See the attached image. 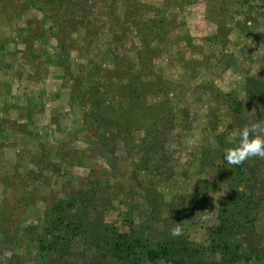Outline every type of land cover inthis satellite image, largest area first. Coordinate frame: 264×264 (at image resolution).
I'll list each match as a JSON object with an SVG mask.
<instances>
[{
    "label": "rangeland",
    "instance_id": "rangeland-1",
    "mask_svg": "<svg viewBox=\"0 0 264 264\" xmlns=\"http://www.w3.org/2000/svg\"><path fill=\"white\" fill-rule=\"evenodd\" d=\"M30 1L0 0V178L7 179L17 168L21 172L16 174L20 175L17 179L24 177L19 184H23L25 195L36 202L26 209L20 224L25 227L42 220L50 193L58 191L63 195L73 186L86 190L95 183L102 184L110 198L105 223L120 232L129 231L123 225V214L131 212L135 231L141 227L160 230L150 238L152 244L161 242L163 230L172 235V230L179 227L184 241L192 248L210 245L208 228L219 223L220 204L228 194V185L217 173L224 163L216 160L214 167L208 169L200 164L199 153L204 147L215 152V138L221 133L226 140L238 139L236 134L248 119V123H253L261 117L250 106L247 121L243 120L245 112L235 120L211 96L217 90L246 104L244 89L249 78H264V7L259 0L244 6L238 4L241 0H32L42 6L40 10L31 8ZM25 2L29 3L27 7ZM22 5L25 9L19 15ZM158 19H165L161 27L157 26ZM58 25L64 30L62 34L70 35L59 36L62 43L69 44L65 53L52 37ZM49 31L52 36H48ZM215 36L218 45H213ZM24 41L31 46L30 54H24ZM151 54L152 76L172 82L180 98L177 101L174 93L170 94L172 112L186 114V118L183 126L180 119L173 118L165 131L168 123L156 117V126L150 127L154 118L147 107L155 106L157 115L164 95L159 92L136 102L138 106L147 105L144 109L149 118L148 129L143 132L150 136L160 134L159 153L148 155L146 171L138 172L136 161L142 154L132 147L140 143L142 135L119 138L113 157L105 152L94 153L84 140V113L88 107L79 105L76 95L88 86L99 85V96L106 92L108 102L126 107L127 99L120 100L119 94L126 93L132 101L139 98L132 93L135 85L127 79L138 76L143 68L140 59ZM186 61L194 67L200 63L197 71H183L180 66ZM91 66L106 72H114L120 66L118 75L127 69L128 78L113 80L104 88L101 79H89ZM151 80L149 74L140 78L141 82ZM210 84L213 89H207ZM45 146L51 150L40 172L28 162ZM58 150L70 155L74 163L61 164L56 156ZM167 154L172 174L159 178L156 170L160 162L167 163L162 158ZM260 160L264 163V158ZM27 163L38 176L31 182L26 178ZM152 182L154 191L149 197L145 189ZM10 193L0 184V208ZM191 198L195 206L189 208L186 204ZM151 202L159 205L158 212H152ZM11 205L9 201L8 207ZM155 215L163 220L153 221ZM163 221L168 228H162ZM262 224L255 226L261 244L252 247L261 253L264 221ZM15 233L9 244L0 247V264H35V248L24 240L22 231L17 229ZM247 248L246 245L243 249ZM203 253L206 259L211 255V259L219 257L209 250ZM12 256L20 260L15 262ZM141 264L148 263L143 260Z\"/></svg>",
    "mask_w": 264,
    "mask_h": 264
},
{
    "label": "trees",
    "instance_id": "trees-1",
    "mask_svg": "<svg viewBox=\"0 0 264 264\" xmlns=\"http://www.w3.org/2000/svg\"><path fill=\"white\" fill-rule=\"evenodd\" d=\"M181 1L174 0L176 3ZM249 1L253 0H241V3L238 4L248 5ZM29 3L31 8L43 9L42 6H37L32 0ZM259 3L264 7V0H259ZM25 4L27 7L28 4L26 2ZM25 7L22 5V9L18 11L19 15L22 14ZM230 8L233 9L232 6ZM156 23L157 26L161 27L165 23V19H158ZM237 24L239 23H233V26H237ZM243 24L248 29L246 21ZM239 30L243 32L242 28ZM63 31L58 25L53 36L50 31L48 36L57 39L61 52L65 53L69 44L62 43L59 36L69 37L70 35H67L69 32L62 34ZM217 38V36L212 38L213 45L219 44ZM24 43H26L24 54H30L32 51L30 44L27 41ZM140 60L143 68L139 67L141 71L138 72V76L132 80L127 79L135 85L132 87V93L139 98L132 101L126 93L119 94L120 100L127 99L126 107H122L121 103L108 102V93L106 92H101L99 96L96 93L99 85L88 86L83 93L76 95V102L81 106L88 107L87 112L84 113L86 121L84 140L89 145L88 149L94 153L105 152L113 157L115 155L114 144L119 138L128 137L132 139V135L135 133L142 135L140 143H135L132 147L134 152L142 154L136 161L138 172L146 171L149 161L148 155L159 153L160 134L156 132L150 136L148 132H143L148 129L147 121L149 118L144 109L147 105L145 103L138 106L136 102L147 98V96L157 95L159 92L164 95V101L158 106L157 115L155 106L148 105L147 107L154 118L150 127L156 126V117H159L157 120L163 122L166 120L168 123L169 126H166L165 131L172 125L173 118L175 120L176 118L180 119L182 126L185 124L186 118V114L182 116V113L177 115L172 112L174 103L170 94L174 93L177 101L180 100L178 92L174 91L172 82H165L161 78L152 76L151 69L154 60L152 54ZM186 62L180 67L187 72L197 71L196 68L200 65V63H196L194 67L188 61ZM119 68L121 67L119 66ZM119 68H116L114 72H106L105 70H96L95 66H91L88 70V77L89 79L95 77L101 79V86L106 88L111 85L113 80H126L128 78L125 75L128 73L127 69L125 72H121L123 75H118L121 71ZM98 73L100 74L98 75ZM146 74L151 75L152 80L141 82L140 78ZM209 88L213 89L212 84L208 85L207 89ZM245 88L246 104L239 103L234 97L222 94L217 90L211 96L218 104L224 105L227 114L233 115L235 120L239 118V114L245 112L246 115L243 120L247 121L246 111L250 106L259 111L258 115L261 116L258 119L252 118L257 121L264 120V78H249L248 86ZM140 106L142 107L139 108ZM255 119L252 120L253 123ZM243 120L240 119L239 121ZM248 122L251 121L248 119ZM248 122L246 124H249ZM112 129L115 130V133L110 132ZM236 140V138L226 140L224 134L221 133L215 138V152L212 151L211 147H204L205 149L199 153L200 164L208 169L214 167L213 162L216 160L224 163L221 169H217V173L228 185V194L221 200L220 204L219 223L215 227L208 228L207 236L210 245H204L201 249L192 248L188 242L184 241L185 238L182 235L175 237L165 230L161 232L162 234L160 233L161 242L152 244L150 238L157 236L160 230L141 227L135 231L131 212L123 214V225H126L129 231L120 232L117 227L105 223L104 213L110 208V198L104 193L106 188H103L102 184L95 183L86 190H78V186H73L71 191L63 195L58 191L50 193L42 210V220L28 223L23 227L20 224L23 220L21 216L24 215L29 206L35 205L36 202L25 195L23 184H19L24 177L21 176L20 180L17 179L20 175L16 174L21 172L16 168L17 172L15 170L14 174L7 179L6 177L0 178V184L5 186L7 190H11L10 195L2 201L0 208V247L9 244L12 238L16 236V230L19 229L22 231L24 240L29 242L28 245L33 246L36 250V254L33 255L35 264H141L143 260L148 264H264V252L261 253V251L252 248L256 244H261V235H258L255 226L264 221V163L256 157L252 158L251 161H245L239 167L228 165L223 159V150L233 147ZM50 150L45 146L43 152L31 156L28 163L36 165L41 172L48 161ZM56 156L60 157L61 164L74 163L69 157L70 155L59 150L56 152ZM162 158L167 163L160 162L156 171L159 178L164 176L166 178L172 174L171 168L168 166L171 159H169L168 154ZM28 163L25 166L26 178L31 182L38 176L34 175ZM202 185L209 188L211 186V184ZM153 186L154 182L145 189L146 195L149 197L154 191ZM9 201L12 202L10 208L8 207ZM194 203L195 200L191 198L186 205L191 208L195 206ZM165 207L169 208L166 205ZM158 209L159 205H153L151 202L152 212L156 213ZM152 220L161 222L163 219L155 215ZM170 221L173 222V219ZM162 228H168L166 222ZM246 245L248 248L245 250L243 248ZM207 250L213 255H219V257L211 259V255L209 256L210 259L204 258L203 251ZM12 258L15 262L20 260L19 257L12 256Z\"/></svg>",
    "mask_w": 264,
    "mask_h": 264
},
{
    "label": "clouds",
    "instance_id": "clouds-1",
    "mask_svg": "<svg viewBox=\"0 0 264 264\" xmlns=\"http://www.w3.org/2000/svg\"><path fill=\"white\" fill-rule=\"evenodd\" d=\"M233 147L223 150V159L230 166L239 167L252 158H264V120L246 124L237 132ZM182 230L176 227L172 235L179 237Z\"/></svg>",
    "mask_w": 264,
    "mask_h": 264
}]
</instances>
